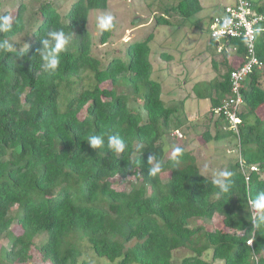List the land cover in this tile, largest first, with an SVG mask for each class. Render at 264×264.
<instances>
[{
	"label": "trees",
	"instance_id": "1",
	"mask_svg": "<svg viewBox=\"0 0 264 264\" xmlns=\"http://www.w3.org/2000/svg\"><path fill=\"white\" fill-rule=\"evenodd\" d=\"M249 1L264 15V3ZM32 3H37L35 8ZM32 3L19 2L12 30L0 32V40L7 39L15 49L0 51V264H25L32 249L49 264H91L84 257L83 242L107 264H172L173 252L179 249L190 252L182 264H264V228H253L247 200L264 191V115H255L264 107V68L255 70L242 88L239 113L241 154L247 164H257L263 176L253 173L247 187L235 154L229 167L232 188L217 198L218 189L200 172L191 153L179 148V155L164 159L162 139L177 130L179 107L165 105L160 83L151 78L153 33L127 45L126 61L112 58L101 66L91 54L87 21L91 11L106 10L108 0H76L64 14L52 0ZM200 11L199 0H179L163 9L167 17L176 14L180 23ZM3 16L10 17L8 11L0 12ZM156 24L172 22L159 16ZM114 27L101 30V45ZM260 28L255 47L264 66V23ZM52 29L74 36L60 53L59 67L44 72L38 49ZM228 46L236 52L218 53L221 67L211 60L219 77L198 94L210 101V120L229 95L233 59L240 63L245 52L241 41L232 39ZM162 56L171 60L168 54ZM81 74L91 76V83L75 88ZM107 82L110 87L103 86ZM138 95L145 119L129 106L130 97ZM220 123L227 125L223 116L214 122V136L200 134L203 142L232 137L236 143L232 131L218 129ZM96 134L104 136L105 146L93 150L87 141ZM108 135L125 140L122 154L108 149ZM150 153L162 162L155 177L147 175ZM166 171L169 176L163 182ZM115 180L120 187L113 186ZM216 217L227 231L191 226L195 220ZM14 223L19 234L11 230ZM43 233L47 238L35 245L34 239ZM2 240L8 243L4 247Z\"/></svg>",
	"mask_w": 264,
	"mask_h": 264
},
{
	"label": "rangeland",
	"instance_id": "2",
	"mask_svg": "<svg viewBox=\"0 0 264 264\" xmlns=\"http://www.w3.org/2000/svg\"><path fill=\"white\" fill-rule=\"evenodd\" d=\"M32 1L33 0H0V12L8 11L10 17L12 18L15 15V11L19 2H24L29 5L32 3ZM52 1L56 2L58 10L61 14H64L69 9L70 5L76 0ZM178 1L179 0H108L106 10H94L88 15L87 29L92 40L91 54L101 61V66H106L109 60L112 58H119L126 61V47L130 43L143 41L149 33H160L161 37L166 35V33H175L172 43H170L169 46H171L174 52L180 54L176 57V59L181 62L179 72L185 75L186 72L189 73L190 69L194 70L196 68V75L193 76V73H191V75L187 76L188 79H186V85L182 88V90H178V88L174 86L175 67L166 63L167 61L164 58L159 57V53L163 52L164 49H161L160 47H157L156 44L150 42V62L153 64V76L154 80H162L163 100L165 102H169L171 97L183 98L185 96H190L191 94L198 96V94L203 93L206 90L207 82L211 80L215 74V72L211 70L210 63L213 58L215 59V48L209 47V38L207 34L208 29L206 30L205 22L195 23V19L191 17L188 20L182 21V23H180L176 14H171L170 17L164 15L163 9L176 5ZM207 1L210 5H212V7L209 8V12L213 14L218 13V11L215 10V7L219 8L221 5L231 4L233 2V0ZM252 2L259 5L263 4L264 0H252ZM202 3L205 5L206 0H202ZM32 4L34 8L37 5V3ZM108 15H111L114 18L113 22L115 23V27L108 42L104 45H101L98 41V37L101 32V30L98 28V19ZM159 16L166 17V19L171 21V27L157 25L156 18ZM194 44H196L194 50L187 51V49L193 48L195 46ZM200 63H202L201 66ZM158 67H162V69H158ZM75 81L76 83L73 84L75 88L79 86L78 83H80L82 87H86L89 83H91V76L88 74H81L80 77L76 78ZM103 86L110 87V83L107 82L103 84ZM262 88H264V84H262ZM61 103L63 104V102ZM129 103V106L134 110L139 111L141 113V118L145 119V112L142 110V95H138L135 99H133L131 96ZM174 105H176V103ZM204 105L209 106V103L202 101V99L199 98L198 107H195L194 113L198 115L203 114L207 107H204ZM84 115V111L79 114L80 117H83ZM204 115L198 120V126L195 129V132L197 133L195 134L196 137L202 133L203 123L205 124V121H207L209 118L208 114H206V116ZM215 117H217V115ZM251 119L252 117H250V120ZM177 127L182 138H175V136H172V132H169L170 135L168 133V135L166 134L162 139L165 150L164 159L173 156V152L176 148L185 150H189L190 148V152L195 158L196 165L198 166L201 173L205 174L206 177L211 179L213 172L216 171V167L219 166V170H223L225 168L229 169V167L235 161L234 145L236 143L234 139L231 138V142L228 143V145L226 144L228 148L222 147L223 144H218L216 141H212L205 145L206 143L203 142L202 139H199L198 141L193 139L191 146L187 148L184 135L187 132L186 130H190L189 128L192 129V126L187 127L186 124H184L181 127ZM218 128L221 131H225L223 123H220ZM260 128L263 129L264 127L261 126ZM173 129L175 128L172 127L171 130ZM196 137L194 138L197 139ZM168 176V171L163 173L162 181L166 182V178ZM130 181H132L131 178L127 180L126 185ZM112 183L115 188L120 187V185L117 183V180L112 181ZM15 210L16 207L12 209L13 212ZM195 225H203L208 229L216 228L224 231L228 230L222 225L221 218L218 217L214 218L210 222L195 220L191 223V226ZM11 230L14 234H19L21 232L16 223L12 225ZM47 236V233L37 236L34 239V244L38 246L40 243H43ZM7 244L8 243L6 240L1 241V245L3 247ZM82 244L85 248L84 257L87 258L91 264H107V261L104 258L96 257L89 250V248L87 249L85 242ZM0 254H2L1 247ZM189 255L190 252L186 249L174 251L171 263L182 264L183 259ZM25 264L49 263L43 261L41 254L37 250L32 249L31 260ZM214 264L221 263L216 262Z\"/></svg>",
	"mask_w": 264,
	"mask_h": 264
},
{
	"label": "built area",
	"instance_id": "3",
	"mask_svg": "<svg viewBox=\"0 0 264 264\" xmlns=\"http://www.w3.org/2000/svg\"><path fill=\"white\" fill-rule=\"evenodd\" d=\"M263 23L264 15L256 13L253 9V4L249 0H233L231 4L221 7V13L214 15L208 26L209 38L215 44L217 53H221L223 50L227 53H235L236 47L228 46L229 41L232 39L243 42L245 48V52L241 56V62L239 63L236 59L232 61L233 70L229 75V95L213 112L217 116H223L225 121H227L224 129L232 131L236 135L237 148H235L234 153L236 154L238 170L244 178L247 187H249L253 173L259 176H263V174L257 164H247L241 154L239 146V125L241 124V119L239 113L244 103L242 88L255 70L261 71L264 68L257 57L255 47L256 34L260 31V25ZM172 136L182 138L179 130L173 131ZM249 241L251 240L246 243L252 247V243L249 244Z\"/></svg>",
	"mask_w": 264,
	"mask_h": 264
},
{
	"label": "clouds",
	"instance_id": "4",
	"mask_svg": "<svg viewBox=\"0 0 264 264\" xmlns=\"http://www.w3.org/2000/svg\"><path fill=\"white\" fill-rule=\"evenodd\" d=\"M114 18L111 15L103 16L98 19V28L103 31L110 30L114 27ZM12 30V19L9 16L0 17V32H9ZM74 36L66 34L62 29H52L47 32L46 37L41 40L42 47L38 49V54L41 59V70L44 72H54L60 65V53L67 49ZM0 51L14 52V46L7 39L0 40ZM87 144L91 149L96 150L105 146V138L103 135H91L88 138ZM126 142L119 135L107 136V147L110 151L117 154H122L126 149ZM140 151V146H138ZM181 149L176 148L173 152V157L181 153ZM131 170V169H130ZM162 171V162L157 159L156 154L150 153L147 158V175L155 177ZM233 172L227 168L216 170L212 174V184L218 191L216 197L220 198L228 194L232 188ZM249 210L252 214L253 228L259 230L264 228V191L256 193L255 197L248 199ZM252 241H249L251 244Z\"/></svg>",
	"mask_w": 264,
	"mask_h": 264
},
{
	"label": "crops",
	"instance_id": "5",
	"mask_svg": "<svg viewBox=\"0 0 264 264\" xmlns=\"http://www.w3.org/2000/svg\"><path fill=\"white\" fill-rule=\"evenodd\" d=\"M200 1V5H201V11L197 14H195L194 16H192V18H194L195 20V23L196 22H205L206 23V30L208 29V26H209V23H210V20L211 18L216 15V14H213V13H210L209 12V8L212 7V5H210L208 3V1L206 0V3L205 5H203L202 3V0H199ZM226 5V4H224ZM223 5L219 6V8H216L215 7V10L218 11L217 14L221 13V7ZM193 21V22H194ZM171 27V26H169ZM208 31V30H207ZM175 33H166V35H164L163 37H161L160 33H153V39L151 40V43H154L157 45V47H160L161 49H164L163 52L159 53V57H162V55H165V54H168L170 55V59L169 61H167L166 63L168 64H171L175 67V73H174V78H175V83H174V86H176V88H178V90H182V88L186 85V79L187 76L191 75V73H193V76L196 75V68L193 70V69H190L189 73L186 72L185 75H183L181 72H179L180 70V64L181 62L178 61V59H176L177 56H179L180 54L179 53H176L172 50L171 46H169L170 43H172V39H173V36H174ZM208 34V33H207ZM208 38H209V35H208ZM197 44V43H196ZM196 44H194L195 46L193 48H190V49H187V51L189 50H194V48L196 47ZM213 45V46H212ZM210 44V39H209V47L210 48H215V63L219 64V66L221 67L223 64L222 62L220 63L221 61V58L220 56L218 55L217 53V50H216V47L214 44ZM167 52H170V53H167ZM183 52V51H182ZM232 57V56H231ZM235 58V56H234ZM149 59H150V56H149ZM228 59H230V56L228 57ZM151 61V60H150ZM211 63V62H210ZM151 65H152V74H151V78L154 79V76H153V73H154V69H153V64L151 62ZM202 65V63H200V66ZM200 68V67H199ZM198 68V69H199ZM158 69H162V67H158ZM211 70L215 72L214 74V77H212L211 80H209L207 83H211V82H214L216 79H218L219 75H218V70L217 69H214L212 64H211ZM195 72V73H194ZM153 76V77H152ZM203 77V76H202ZM158 81V80H156ZM161 85V99L163 100V88H162V80L158 81ZM264 84V81L263 83ZM194 91V90H193ZM200 97L198 96H195L193 94H191L190 96H185L183 98H176V97H171L169 99V102H165L164 100V103L166 106H171V105H174L176 103V105L179 107V110H178V113L176 114V117L175 120L176 122L175 123H178L179 126H183L184 124H186L187 127H190L192 126V129L189 128L190 130H186L187 132L185 133L184 137H185V143H186V146L187 148L189 146H191V142L193 141V139L195 141H198L199 139H201L200 137V134L199 136H195V134H197L195 132V129L197 128L198 126V120L202 118V116H206V114L210 115V112L212 110L211 108V104H210V101L209 99L207 98H201L202 101H205V102H208L209 103V106L207 105H204V107H206V110L203 112V114L201 115H198V114H195L194 113V110H195V107H198V99ZM264 107L260 108L259 110H257L256 112V117H260L261 115L263 116L264 114ZM216 115H213L212 116V120H210L209 118L207 119V121H205V124L203 123V130H202V133L205 132V131H208V133L211 135V136H214L215 133H216V126L214 125V122L217 120V117H215ZM215 118V119H213ZM219 129V128H218ZM178 130V128H177ZM190 131V132H189ZM221 131V130H220ZM172 132V131H171ZM189 134V135H188ZM194 137H196L197 139H195ZM231 138L232 137H226V138H223L219 141H216V143L218 144H223L222 147L224 148H228L226 146V144L228 145V143L231 142ZM233 139V138H232ZM212 142V141H211ZM210 143V142H209ZM209 143H206L205 145L209 144ZM220 146V145H219ZM221 147V148H222ZM186 148V147H185ZM192 149V148H191ZM184 151L186 152H190V148L189 150H185L183 149ZM192 155V154H191ZM219 166L216 167V170H219ZM201 172V171H200ZM203 174V173H202ZM205 175V174H203Z\"/></svg>",
	"mask_w": 264,
	"mask_h": 264
}]
</instances>
